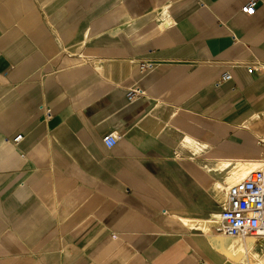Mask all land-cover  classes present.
I'll list each match as a JSON object with an SVG mask.
<instances>
[{"label":"crops","instance_id":"1","mask_svg":"<svg viewBox=\"0 0 264 264\" xmlns=\"http://www.w3.org/2000/svg\"><path fill=\"white\" fill-rule=\"evenodd\" d=\"M247 1L0 0V264L231 261L198 225L264 161Z\"/></svg>","mask_w":264,"mask_h":264},{"label":"built area","instance_id":"2","mask_svg":"<svg viewBox=\"0 0 264 264\" xmlns=\"http://www.w3.org/2000/svg\"><path fill=\"white\" fill-rule=\"evenodd\" d=\"M256 3L257 0H248L241 11L253 14ZM148 67L141 65L143 71ZM229 78L230 75L224 73L217 85ZM142 94V88L134 86L127 90L126 97L130 100ZM21 138L19 134L12 141L16 143ZM117 139L116 134L109 133L103 136L102 141L109 148L116 144ZM224 191V200L211 227L220 234L250 238L264 244V161L259 162L243 179L226 186Z\"/></svg>","mask_w":264,"mask_h":264},{"label":"bare ground","instance_id":"3","mask_svg":"<svg viewBox=\"0 0 264 264\" xmlns=\"http://www.w3.org/2000/svg\"><path fill=\"white\" fill-rule=\"evenodd\" d=\"M255 161L250 164H244L239 162L238 166L241 169L238 171H233L232 174L226 178V185L216 184L215 191L219 194V196L223 197L224 194L223 191L226 189V186H229L234 182L243 179L256 166L258 161L257 162ZM216 217L217 216L215 213L210 218L204 220L202 219V221L199 222L198 227L204 230L205 232L209 231L210 225L213 222V218ZM183 221L188 226L193 225V223L189 220H183ZM221 237L222 239L219 242L220 244L218 246H220L222 252H224L229 257V259L233 264H264V252L259 251L254 246L250 238H242L239 236H228L224 234H222Z\"/></svg>","mask_w":264,"mask_h":264},{"label":"water","instance_id":"4","mask_svg":"<svg viewBox=\"0 0 264 264\" xmlns=\"http://www.w3.org/2000/svg\"><path fill=\"white\" fill-rule=\"evenodd\" d=\"M224 264H233L231 261H227Z\"/></svg>","mask_w":264,"mask_h":264}]
</instances>
